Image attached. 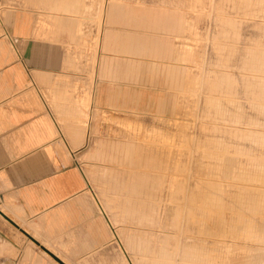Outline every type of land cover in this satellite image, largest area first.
<instances>
[{
    "label": "rangeland",
    "instance_id": "374dc122",
    "mask_svg": "<svg viewBox=\"0 0 264 264\" xmlns=\"http://www.w3.org/2000/svg\"><path fill=\"white\" fill-rule=\"evenodd\" d=\"M111 1L168 15L179 10L188 20L181 37L158 34L175 45L173 60L164 59L165 48L162 59L151 62L160 67L155 65L153 75L146 72V86L162 92H144L146 109L132 99L129 109L135 112L95 109L91 125L83 130L75 163L87 193L113 228L117 253L119 241L126 264H264V0ZM102 4L105 0L65 1L63 13L98 8L96 20L83 18L94 24L81 27L67 48L76 63L85 61L77 64L78 72L79 67L83 73L91 69L90 86ZM30 5L32 0H0V12L32 9ZM170 23L164 22L165 28ZM182 53L183 61L174 60ZM173 68L185 71L181 93L173 85ZM82 105L86 109L84 101ZM98 140L130 143V158L138 152L137 160L110 166L113 193L98 192L88 176L102 164L88 159ZM103 202L113 203V225ZM0 224L13 234L0 241L17 248L14 256L5 249L0 264H17L25 246L36 247L1 215Z\"/></svg>",
    "mask_w": 264,
    "mask_h": 264
},
{
    "label": "crops",
    "instance_id": "0c3cea01",
    "mask_svg": "<svg viewBox=\"0 0 264 264\" xmlns=\"http://www.w3.org/2000/svg\"><path fill=\"white\" fill-rule=\"evenodd\" d=\"M65 1L72 0H32V9L6 7L0 12V208L4 210L0 212L36 247L25 246L17 264H126V252L117 241L121 254L117 253L113 228L87 193L75 159L95 109L135 112L129 109L131 99L146 109L144 92H162L146 86V72L154 74L158 64L151 62L162 59L165 48L168 57L164 59L173 60L175 45L161 41L166 38L158 34L181 37L188 20L179 10L168 15L159 9L105 0L90 86L91 69L83 73L79 67L83 74L78 72L77 64L85 65V61L76 63L73 59L77 57L68 49L81 27L93 23L83 18L96 20L98 8L84 14L79 9L67 16L63 15ZM168 20L172 25L165 28ZM139 56L147 63L138 60ZM174 60L183 61V53ZM139 65H143L141 71ZM176 71L173 85L181 93L185 71ZM140 81L145 82L139 85ZM129 144L95 143L88 159L102 164L88 171V176L98 192L113 193L110 166L138 159V152L128 156ZM103 205L113 225V203ZM4 227L0 240L13 236ZM123 229L122 235H127ZM5 249L12 251L9 256L16 255L14 244L0 241V255Z\"/></svg>",
    "mask_w": 264,
    "mask_h": 264
},
{
    "label": "water",
    "instance_id": "95a60500",
    "mask_svg": "<svg viewBox=\"0 0 264 264\" xmlns=\"http://www.w3.org/2000/svg\"><path fill=\"white\" fill-rule=\"evenodd\" d=\"M0 215L5 219V220H7L8 222H10V223H12L4 214H2L1 212H0ZM13 224V223H12Z\"/></svg>",
    "mask_w": 264,
    "mask_h": 264
},
{
    "label": "bare ground",
    "instance_id": "6f19581e",
    "mask_svg": "<svg viewBox=\"0 0 264 264\" xmlns=\"http://www.w3.org/2000/svg\"><path fill=\"white\" fill-rule=\"evenodd\" d=\"M102 5H105V4H102ZM102 12V11H101ZM211 180V179H210ZM3 218V217H2ZM30 244H32V243H30Z\"/></svg>",
    "mask_w": 264,
    "mask_h": 264
}]
</instances>
